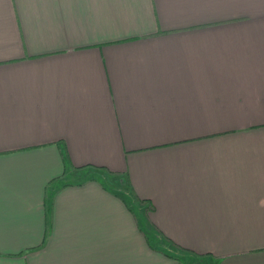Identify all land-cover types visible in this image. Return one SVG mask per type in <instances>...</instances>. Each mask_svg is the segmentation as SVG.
<instances>
[{
	"label": "crops",
	"instance_id": "1",
	"mask_svg": "<svg viewBox=\"0 0 264 264\" xmlns=\"http://www.w3.org/2000/svg\"><path fill=\"white\" fill-rule=\"evenodd\" d=\"M146 226L264 264V0H0V264H153Z\"/></svg>",
	"mask_w": 264,
	"mask_h": 264
},
{
	"label": "rangeland",
	"instance_id": "2",
	"mask_svg": "<svg viewBox=\"0 0 264 264\" xmlns=\"http://www.w3.org/2000/svg\"><path fill=\"white\" fill-rule=\"evenodd\" d=\"M116 186H117V184H116ZM121 186L124 189L128 188L126 183L125 184L123 183ZM128 197H132V196L130 195ZM144 223H146V219H144ZM146 231H147V234L149 236H151L152 240L150 239V241L152 243L155 242V244H152L153 248L159 247V248L163 249L161 251H158L156 262H154V260H152L153 264H163V263L170 262L172 259L169 256L170 255L169 253H172L175 258H177V256L184 257L185 259H183V261L186 263H189V264H206L208 259L197 257V256H194L193 254H187L184 250L178 248L177 246H175L174 244H172L171 242H169L165 238H163L157 231L154 230L153 227L146 226ZM166 251H168L169 253H166Z\"/></svg>",
	"mask_w": 264,
	"mask_h": 264
},
{
	"label": "trees",
	"instance_id": "3",
	"mask_svg": "<svg viewBox=\"0 0 264 264\" xmlns=\"http://www.w3.org/2000/svg\"><path fill=\"white\" fill-rule=\"evenodd\" d=\"M142 202H144L143 200H141ZM178 261H181V258L178 259V257L176 258ZM183 262V261H182Z\"/></svg>",
	"mask_w": 264,
	"mask_h": 264
}]
</instances>
